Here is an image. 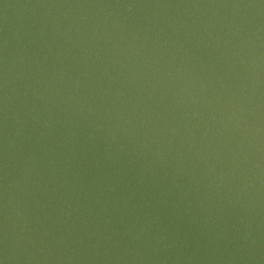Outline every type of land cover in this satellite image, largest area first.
Segmentation results:
<instances>
[{"label":"water","instance_id":"obj_1","mask_svg":"<svg viewBox=\"0 0 264 264\" xmlns=\"http://www.w3.org/2000/svg\"><path fill=\"white\" fill-rule=\"evenodd\" d=\"M0 264H264V0H0Z\"/></svg>","mask_w":264,"mask_h":264}]
</instances>
